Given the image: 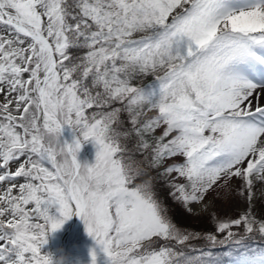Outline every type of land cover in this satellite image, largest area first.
Instances as JSON below:
<instances>
[{
  "label": "snow or ice",
  "instance_id": "1",
  "mask_svg": "<svg viewBox=\"0 0 264 264\" xmlns=\"http://www.w3.org/2000/svg\"><path fill=\"white\" fill-rule=\"evenodd\" d=\"M257 182L264 0H0V264H53L73 216L107 264H264ZM221 196L245 208L220 218Z\"/></svg>",
  "mask_w": 264,
  "mask_h": 264
},
{
  "label": "rangeland",
  "instance_id": "2",
  "mask_svg": "<svg viewBox=\"0 0 264 264\" xmlns=\"http://www.w3.org/2000/svg\"><path fill=\"white\" fill-rule=\"evenodd\" d=\"M66 137L68 142H71L72 135L70 130L66 129ZM96 148L91 142L84 143L77 154V160L81 163L91 164L94 162ZM15 167V166H14ZM13 167V170H14ZM260 184V185H259ZM264 190V183H258L254 187V201L256 203V208L260 207L261 201L264 200V196L261 195V191ZM214 197V194H213ZM193 206V205H192ZM193 208V207H192ZM245 208V203H242L239 197L229 196L227 198L221 196L219 198L213 199V209L217 216L220 218H236L240 211ZM185 210V209H184ZM194 210V209H193ZM185 214L192 221H203L210 223L208 213H193L189 214L185 211ZM75 216L67 220L62 227L52 232L51 235L47 237V243L43 246L41 251L43 253H49L52 255L53 260L58 257L60 252V241L62 235L66 232L70 224L74 221ZM68 248L74 249L76 251L85 252L90 255V250L96 253V264H107V258L100 248L95 244L92 238L85 232L83 222L80 221V225L77 227L76 231L70 236L68 242ZM64 264H91V258H79L74 260H67Z\"/></svg>",
  "mask_w": 264,
  "mask_h": 264
},
{
  "label": "trees",
  "instance_id": "3",
  "mask_svg": "<svg viewBox=\"0 0 264 264\" xmlns=\"http://www.w3.org/2000/svg\"><path fill=\"white\" fill-rule=\"evenodd\" d=\"M122 119H126V117L122 116ZM126 143L131 151L133 152L136 151V149L134 148V143H135L134 139L128 140L126 141ZM140 159L141 157L136 156V160H140ZM158 190L160 192V195L166 200L167 204L171 208L173 217L178 224L200 232L214 231L212 223L190 220L188 216L185 214L184 208L180 204L173 203V201L169 198L168 189L166 186H164L162 181L158 184ZM194 243L202 244L203 241H196ZM219 251H223V250H219ZM225 264H227V261H225Z\"/></svg>",
  "mask_w": 264,
  "mask_h": 264
},
{
  "label": "water",
  "instance_id": "4",
  "mask_svg": "<svg viewBox=\"0 0 264 264\" xmlns=\"http://www.w3.org/2000/svg\"><path fill=\"white\" fill-rule=\"evenodd\" d=\"M63 139L67 141L65 133L63 132ZM79 218L76 217L75 221L72 223L70 228L67 230V232L63 235L61 240V255L60 257H64L65 255L69 254L71 257H80V256H86L84 253H80L74 250H68L66 249L67 239L69 235L75 230L79 223Z\"/></svg>",
  "mask_w": 264,
  "mask_h": 264
},
{
  "label": "clouds",
  "instance_id": "5",
  "mask_svg": "<svg viewBox=\"0 0 264 264\" xmlns=\"http://www.w3.org/2000/svg\"><path fill=\"white\" fill-rule=\"evenodd\" d=\"M49 235H51V233ZM51 259L53 261V264H64V258L63 257H57L54 261L52 258V255H51Z\"/></svg>",
  "mask_w": 264,
  "mask_h": 264
},
{
  "label": "bare ground",
  "instance_id": "6",
  "mask_svg": "<svg viewBox=\"0 0 264 264\" xmlns=\"http://www.w3.org/2000/svg\"><path fill=\"white\" fill-rule=\"evenodd\" d=\"M258 183H261V182H258ZM259 185H260V184H259ZM192 207H193V209L195 210V212H196V213H199V214H201V212H200V210H199V206H198V205H193Z\"/></svg>",
  "mask_w": 264,
  "mask_h": 264
}]
</instances>
